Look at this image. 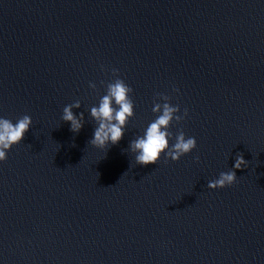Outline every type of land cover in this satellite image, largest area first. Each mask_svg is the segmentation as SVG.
<instances>
[{"label": "water", "instance_id": "water-1", "mask_svg": "<svg viewBox=\"0 0 264 264\" xmlns=\"http://www.w3.org/2000/svg\"><path fill=\"white\" fill-rule=\"evenodd\" d=\"M117 77L134 116L98 149L90 109ZM157 94L183 117L169 145L196 148L137 165ZM24 115L0 161V264H264V0H0V117Z\"/></svg>", "mask_w": 264, "mask_h": 264}, {"label": "clouds", "instance_id": "clouds-1", "mask_svg": "<svg viewBox=\"0 0 264 264\" xmlns=\"http://www.w3.org/2000/svg\"><path fill=\"white\" fill-rule=\"evenodd\" d=\"M117 72V69H113L114 76ZM89 87L95 89L96 85L90 82ZM174 91H178V89H174ZM132 92L133 89L118 77L107 83L106 94L100 98L98 106H93L90 109V116L98 126L95 127L93 138L88 141L89 144L98 149H105L109 144L116 145L120 142L128 120L134 116V102L130 96ZM157 96L164 102L154 103L152 111L158 114L156 119L147 126L143 135L131 140L127 148L135 154L137 165L156 164L164 153L171 160L178 161L183 155L196 148V139L194 137L186 138L182 130L175 136V143L169 145V140L173 137L169 128L173 121L179 123L183 117L177 115L180 111L179 106L169 103L170 96L163 94H157ZM80 107L81 104L77 100L63 108L62 120L70 124V131L73 133H79L84 126V113L81 112L77 116L73 112L74 108ZM187 114V109H185L184 116ZM31 124L32 119L29 115L22 116L15 123L10 119L0 117V161H5L7 151L23 140ZM196 159L198 161L199 157ZM247 163L248 161L238 154L233 169L246 168ZM236 179L235 170L221 172L218 179L208 182L207 187L210 189L224 188L231 186L236 182Z\"/></svg>", "mask_w": 264, "mask_h": 264}]
</instances>
